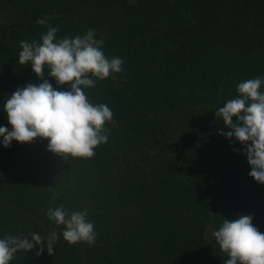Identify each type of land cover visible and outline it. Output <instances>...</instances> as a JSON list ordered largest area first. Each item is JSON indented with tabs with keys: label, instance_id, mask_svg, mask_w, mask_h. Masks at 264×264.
<instances>
[{
	"label": "trees",
	"instance_id": "obj_1",
	"mask_svg": "<svg viewBox=\"0 0 264 264\" xmlns=\"http://www.w3.org/2000/svg\"><path fill=\"white\" fill-rule=\"evenodd\" d=\"M0 264H264V0H0Z\"/></svg>",
	"mask_w": 264,
	"mask_h": 264
}]
</instances>
